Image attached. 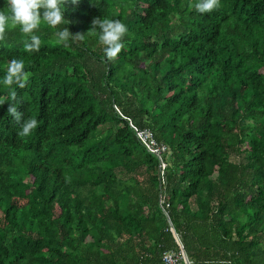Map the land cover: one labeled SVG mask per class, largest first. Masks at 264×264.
Returning <instances> with one entry per match:
<instances>
[{
    "label": "trees",
    "instance_id": "trees-1",
    "mask_svg": "<svg viewBox=\"0 0 264 264\" xmlns=\"http://www.w3.org/2000/svg\"><path fill=\"white\" fill-rule=\"evenodd\" d=\"M194 3L69 0L34 53L9 26L0 81L24 59L39 127L19 136L0 105V264H264V0ZM96 17L127 25L111 61ZM63 27L85 38L57 43ZM128 119L166 145L162 174Z\"/></svg>",
    "mask_w": 264,
    "mask_h": 264
},
{
    "label": "clouds",
    "instance_id": "clouds-1",
    "mask_svg": "<svg viewBox=\"0 0 264 264\" xmlns=\"http://www.w3.org/2000/svg\"><path fill=\"white\" fill-rule=\"evenodd\" d=\"M69 0H7L9 12L0 10V41L6 39L7 30L10 25L19 26L21 32L28 37L24 41V51L28 53L39 52L41 38L36 33L40 30L42 23L52 28L68 23L65 19V5ZM71 4L77 5L80 0H70ZM197 12L210 13L221 7L220 0H195L191 5ZM92 28L89 32L99 29V42L104 46L103 51L108 60L115 59L122 49L125 48L124 37L128 33L127 25L119 19L93 18ZM88 32V33H89ZM57 43L68 46L69 41L83 40L84 34L70 32L63 27L55 33ZM31 73L26 71L25 61L22 58H13L9 61L5 75L0 81L8 88L7 95H0V105L8 102L7 113L20 124L18 135L27 137L39 127L36 118L23 119V113L18 110L22 102L18 99V88L27 87Z\"/></svg>",
    "mask_w": 264,
    "mask_h": 264
},
{
    "label": "built area",
    "instance_id": "built-area-1",
    "mask_svg": "<svg viewBox=\"0 0 264 264\" xmlns=\"http://www.w3.org/2000/svg\"><path fill=\"white\" fill-rule=\"evenodd\" d=\"M127 121L129 128L134 133L140 145L146 150L147 153L156 157L157 160L159 161V168L162 174L166 166V162H165V157L167 154L166 145L157 142L150 129L140 128L139 126L131 122L129 119ZM162 262L163 264H179L180 262L184 263L182 250H180L179 254H174L171 251L163 253Z\"/></svg>",
    "mask_w": 264,
    "mask_h": 264
},
{
    "label": "water",
    "instance_id": "water-1",
    "mask_svg": "<svg viewBox=\"0 0 264 264\" xmlns=\"http://www.w3.org/2000/svg\"><path fill=\"white\" fill-rule=\"evenodd\" d=\"M171 232L173 233V235H174L176 241L179 243V240H178V238H177V235L175 234V232H174L173 229H171ZM182 253H183V257H184V264H188V261H187V258H186V255H185V252H184L183 250H182Z\"/></svg>",
    "mask_w": 264,
    "mask_h": 264
}]
</instances>
